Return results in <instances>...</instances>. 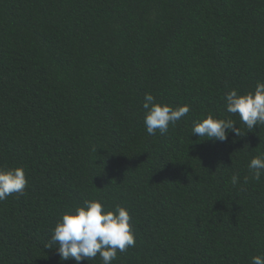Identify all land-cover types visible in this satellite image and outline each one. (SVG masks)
I'll list each match as a JSON object with an SVG mask.
<instances>
[{
	"label": "trees",
	"instance_id": "trees-1",
	"mask_svg": "<svg viewBox=\"0 0 264 264\" xmlns=\"http://www.w3.org/2000/svg\"><path fill=\"white\" fill-rule=\"evenodd\" d=\"M257 82L264 0H0V168L28 181L0 201V264H77L49 241L93 198L131 216L135 246L112 264H251L264 254V173L244 177L264 125L248 129L224 97ZM145 93L190 111L149 135ZM208 115L240 135H193Z\"/></svg>",
	"mask_w": 264,
	"mask_h": 264
},
{
	"label": "clouds",
	"instance_id": "clouds-1",
	"mask_svg": "<svg viewBox=\"0 0 264 264\" xmlns=\"http://www.w3.org/2000/svg\"><path fill=\"white\" fill-rule=\"evenodd\" d=\"M224 99L227 112L238 114L248 129L264 125V82H257L254 91L247 94H239L232 89ZM142 107L145 110L143 122L149 135H155L157 131L161 135L166 134L170 124L174 126L190 111L188 105L174 108L157 103L151 93H145ZM230 131L240 135L231 119L214 118L212 115L197 121L192 127L193 135L216 141H226ZM248 169L251 175L244 177V183L249 179L258 181L264 173V154L251 158ZM27 182L23 167L0 168V201L14 193L23 195ZM239 182V175L233 174L231 184L235 186ZM130 220L128 209L119 204L108 210L101 200L85 199L82 205L69 209L57 221L49 247L57 244L62 260L74 259L80 264L82 260L90 261L99 255L102 264H112L118 252L123 253L135 246ZM251 264H264V254L251 257Z\"/></svg>",
	"mask_w": 264,
	"mask_h": 264
}]
</instances>
